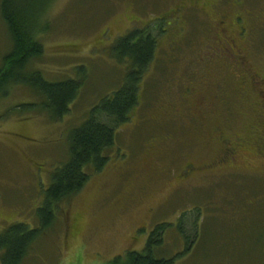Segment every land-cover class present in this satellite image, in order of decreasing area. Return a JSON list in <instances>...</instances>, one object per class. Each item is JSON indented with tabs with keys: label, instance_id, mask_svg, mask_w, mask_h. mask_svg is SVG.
I'll use <instances>...</instances> for the list:
<instances>
[{
	"label": "rangeland",
	"instance_id": "obj_1",
	"mask_svg": "<svg viewBox=\"0 0 264 264\" xmlns=\"http://www.w3.org/2000/svg\"><path fill=\"white\" fill-rule=\"evenodd\" d=\"M27 1L38 7L35 33H41L36 39L44 53L26 71L39 72L48 82L86 78L60 121H52L39 109H17L40 103L28 86H13L0 98V232L16 223L38 227L36 214L51 175L68 159L71 130L125 83L132 62L114 58L116 39L136 27L156 39L157 51L142 76L139 104L129 123L117 129L116 145L106 153L108 163L100 172L86 169L88 183L59 206L57 219L21 264H109L127 252H141L154 228L162 224L166 227L161 246L154 251L156 259H172V264H262L264 176L251 171L246 172L251 176L232 174L234 170L202 175L185 184L183 193L170 197L160 174L179 165L184 156L196 165L207 164L216 150L213 130L217 124L224 121L226 134L233 140L246 138L253 126L264 122V108L257 107L258 95L250 86L244 103L230 112L217 101L207 113L194 105L195 95L215 92V85H193L192 94L178 98L189 87L192 72L203 68L216 70L214 84L226 75L227 93L238 87L237 50L208 32L206 18H212L208 15L216 3L217 12L226 13L234 25V33L239 26L244 28L243 34H232L230 39L242 50L245 65L264 78V0H198L207 7L205 16L187 10L183 20L160 17L190 0ZM236 17L242 21L237 23ZM11 50L0 13V67ZM215 60L224 62H211ZM132 115H136V135ZM98 119L116 128L104 115ZM153 141L159 144L151 148ZM117 149L120 158L129 157L122 165L116 163ZM238 163L250 164L246 159ZM129 175H136L134 186H148L150 191L142 204L125 211L120 204ZM143 226L132 240L136 228Z\"/></svg>",
	"mask_w": 264,
	"mask_h": 264
},
{
	"label": "trees",
	"instance_id": "obj_2",
	"mask_svg": "<svg viewBox=\"0 0 264 264\" xmlns=\"http://www.w3.org/2000/svg\"><path fill=\"white\" fill-rule=\"evenodd\" d=\"M32 2H1L0 13L11 37L12 50L3 58L0 67V98L6 97L13 86H28L41 98L40 103L22 104L17 109L21 112L39 109L52 121H60L69 113L86 77L48 82L41 73L26 71L29 64L40 59L44 53L43 45L36 39L41 33H35L34 17L38 7ZM174 12L175 8L160 18L176 19ZM134 22L136 23L135 20ZM156 51V39L144 31L136 30V27L116 39L112 48L114 58L118 61L129 59L132 62L125 83L113 94L100 100L91 109L87 119L71 130L68 159L51 175L42 206L37 210L38 227L31 228L26 224L16 223L0 232V264H21L33 245L57 219L59 206L79 194L88 183L90 175L86 169L91 167L100 172L108 163L109 156L106 153L116 145L117 129L130 121L134 107L139 104L142 76L155 59ZM99 115L110 119L116 128L101 123ZM165 227L162 224L154 228L141 252H127L123 257L114 258L109 264H172V259L154 257V251L161 246Z\"/></svg>",
	"mask_w": 264,
	"mask_h": 264
},
{
	"label": "flooded vegetation",
	"instance_id": "obj_3",
	"mask_svg": "<svg viewBox=\"0 0 264 264\" xmlns=\"http://www.w3.org/2000/svg\"><path fill=\"white\" fill-rule=\"evenodd\" d=\"M216 5L217 4H215V6L211 8L212 11L210 10L211 13L210 15H208L210 17L212 16V18H206L208 24L210 25V28H208V32L210 34L212 33L211 35H213L218 42H224L225 44H228L230 47H232L235 51L237 50V58L235 57L237 64L235 68L240 70L239 75L238 73L236 74L238 87L235 91H230L229 93H227L224 83V80L227 79L226 75L224 74L220 82H216L214 84L216 70L214 71L207 66L205 67L208 68L206 70L203 68L201 71L192 72L194 77L191 78L189 87H184L181 91V94L178 95V98L184 97L190 92L192 94V91L195 90L191 88L193 85L201 88H209L212 85H215V92L208 91L206 93L195 95L196 103L194 105L198 109L204 111V113H207L210 104L217 101L221 104V106H226L224 111L230 112L235 108V106H237V104L244 103L245 95L247 94L248 96V86H250L255 89L258 95L257 107H260V109L264 108V78H261L258 74L254 73L248 67V65H245L242 50L233 42L232 39H230L232 34H243L244 28L239 26L237 33H234V31L236 30L234 28V25L230 21H228L226 13L222 14L220 12H217ZM202 6L203 4L198 0H190L188 4H182L175 8V18L183 20L184 13L187 10L197 12L195 14L198 15L201 13L205 16V13L203 11L207 7ZM236 21L238 23V21L241 22L242 20H240L239 17H236ZM219 61L224 62V60H215L211 62L218 63ZM255 87L257 88V90ZM175 100L176 98L174 97V101ZM133 110L135 111L136 107H134ZM174 111L178 112L179 109L175 107ZM192 114L194 113L191 112L190 109H188V115L193 117ZM133 117L132 131H134L136 135V115ZM260 117H262L261 114ZM225 128L226 123L224 121L215 126L213 130V142L216 145V150L213 154H210L211 156H209V161L207 164H204L203 166L196 165L191 161V159L184 156L183 161L179 165L172 169L167 168L160 174L165 179L169 187L170 197H174L183 193L185 190V184L202 175H212L215 173L223 172L229 173L231 170H234L235 172H233L232 174H246V172L251 171L254 172V175L259 178L264 176V162L262 160V158L264 157V122H260L259 124L253 126L246 138L235 136L232 140L226 134ZM158 144V141H153V144L149 147L152 148V146L154 147ZM117 151L118 153L116 156V163H118V165H122L129 159V157L127 158L125 154L122 156V158H120V155H122L119 152L120 149H117ZM134 151V155H136V147ZM240 159H246L250 162V164L247 163V167H243L238 163ZM252 164H257V166L253 167ZM249 175L251 176L252 173H250ZM126 179L125 191L122 193L123 200L120 205L125 211H128L137 207L136 205L142 204L144 201V197L146 196V194H148L150 189L148 186H134L132 184V181L136 180V175H129ZM122 187H124V184L122 185ZM120 190L122 191V189ZM134 190L136 194H131V191ZM160 205L161 203L157 204L155 208ZM146 226L137 227L132 240H134L135 236H137L138 233Z\"/></svg>",
	"mask_w": 264,
	"mask_h": 264
}]
</instances>
